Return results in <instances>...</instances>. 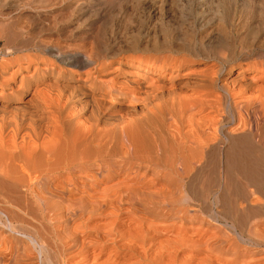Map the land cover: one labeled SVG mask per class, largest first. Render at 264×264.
Masks as SVG:
<instances>
[{
  "label": "bare ground",
  "instance_id": "obj_1",
  "mask_svg": "<svg viewBox=\"0 0 264 264\" xmlns=\"http://www.w3.org/2000/svg\"><path fill=\"white\" fill-rule=\"evenodd\" d=\"M58 1L0 20V264L264 258V61L247 54L264 0H174V26L119 56L103 46L133 0Z\"/></svg>",
  "mask_w": 264,
  "mask_h": 264
},
{
  "label": "rangeland",
  "instance_id": "obj_2",
  "mask_svg": "<svg viewBox=\"0 0 264 264\" xmlns=\"http://www.w3.org/2000/svg\"><path fill=\"white\" fill-rule=\"evenodd\" d=\"M16 0H2V1H0V20L1 19H3L4 20V23L6 22V21H8V23H10L9 21H10V19H12V16H15V15H18L17 13H18V10H21V9H17V8H15L14 7V2H15ZM76 0H59L56 4H54V8H59V7H61V6H64V5H66V2H75ZM80 1V0H79ZM135 1V2H134ZM162 0H133V1H131V3L129 2L128 3V5L126 6V9H127V12H128V16L130 15V19H129V21H128V23H127V25L126 26H124L123 27V25L120 23V22H117L116 24H114V26H113V28H112V31L110 32H108L107 33V37L105 38V39H107V40H105V47L103 46V50H105L106 51V53H110V55H111V53H116L117 54V50H118V48H119V46H120V44H121V41H124V42H126V40L128 39V41L127 42H133V41H135V42H137L136 44L137 45H140L139 47H141L144 43H145V41L146 42H148V40L150 41L151 39H153L154 38V35H156V36H160L159 34H161V31H162V29H160L161 27H160V22H161V20H165L166 22V24H168L166 27L168 28V26H169V23H170V26H169V28L172 26H174L171 22H170V20L172 21V19H174V20H177V18H178V16L180 17V13H179V10L177 11V8H178V6H177V4H175L174 2V0H168V1H166V3L165 2H161ZM173 1V2H172ZM60 2V3H59ZM80 2H83V3H86V4H94L95 3V0H81ZM135 3V4H134ZM161 3V4H160ZM159 4H160V6H159ZM173 7V8H172ZM176 7V8H175ZM195 7H196V9H195ZM237 8V9H236ZM171 9V10H170ZM193 9V10H192ZM176 11V13L174 12V11ZM239 10V7H235V9H234V11H238ZM160 11H161V13H160ZM190 12H189V16H192V15H194V16H192L193 18L199 13V9H198V7H197V5H195V6H193V7H191L190 8V10H189ZM5 12V13H4ZM198 12V13H197ZM165 15H164V14ZM172 13V14H171ZM173 13H174V15L176 16H174L173 15ZM190 13H192L191 15H190ZM197 13V14H196ZM5 14V15H4ZM11 14V15H10ZM161 14H163V17H162V15ZM178 14V15H177ZM160 15H161V17H160ZM171 16V17H170ZM174 16V17H173ZM93 16H91L90 17V14H87V15H85L83 18H82V20H85V18H90V19H94V17L92 18ZM170 17V18H169ZM6 20H5V19ZM9 19V20H8ZM21 19H22V21H21ZM89 19V20H90ZM2 20V21H3ZM24 19H23V17H21V18H19L18 19V21H16V23L15 24H18L19 25V23L21 24V26H23V24H26L24 21H23ZM169 20V21H168ZM86 21V20H85ZM19 22V23H18ZM26 22H29V21H26ZM74 22V21H73ZM87 22V21H86ZM159 22V23H158ZM75 23V22H74ZM29 23H27L26 24V26L28 25ZM64 25H65V23H63ZM156 24H158L159 25V27H158V25H157V27L155 26ZM172 24V25H171ZM25 26V25H24ZM75 26V25H74ZM73 26V27H74ZM85 27H86V25H85ZM155 27V28H154ZM30 28V27H29ZM156 29V30H155ZM158 29H159V31H158ZM196 29H198V27L196 26L195 28H194V30H196ZM28 30V29H27ZM31 31V30H30ZM29 31V32H30ZM79 32H80V30H78ZM154 31V33H152ZM157 31V32H156ZM24 32H26V28H24ZM160 32V33H159ZM163 33V32H162ZM153 34V35H152ZM149 35H152L151 37L149 36ZM158 37H155V39L156 38H158ZM147 39V40H146ZM62 40H64V39H62ZM160 40V39H159ZM158 40V41H159ZM3 42H6V40L5 39H0V49H2V47L3 48H5V47H9L10 46V44L9 43H3ZM134 42V43H135ZM160 42V41H159ZM6 46H5V45ZM142 44V45H141ZM122 45V44H121ZM160 48V49H159ZM156 51H149L148 53H146V54H149V53H151V54H153V53H157V54H160V55H166V53L165 52H167V54H170V55H172V54H174L175 55V53L173 52V51H170V50H166V48L163 46V48H161V47H159ZM165 48V49H164ZM260 51H257V52H255V50H253V51H247V54L248 55H250L251 57L250 58H253V59H257V60H262V61H264V47H260V48H258ZM165 51V52H164ZM138 52V51H137ZM160 52V53H159ZM163 52V53H162ZM170 52V53H169ZM172 52V53H171ZM198 52V51H197ZM263 52V53H262ZM139 53H142V52H138V54ZM258 53V54H257ZM260 53V54H259ZM115 54V55H116ZM120 54H123V51H122V53L120 52ZM119 53L116 55V56H119L120 55ZM253 54V55H252ZM113 55V54H112ZM257 55H260V56H257ZM253 56H257V57H253ZM193 58L195 59V60H197L198 62H206V64L208 65V66H211V64L213 63V61L215 62V60H213V58L212 59H210V57H208V58H203V55H195V56H193ZM239 59H234L233 60V62H236V61H238ZM209 63V64H208ZM214 64V63H213ZM212 64V65H213ZM258 155H260V153L258 154ZM262 155V154H261ZM260 155V156H261ZM209 202H211V199H209ZM208 207L211 209V210H216V211H220L221 212V214H223V215H221L219 218V222L218 223H215V224H219L225 231H227V233H229V232H232L233 233V237H236V232H237V230L236 229H234V228H232V230H230L229 229V227H230V220H229V217H228V215H224V211L226 210L225 208V206H217V205H208ZM213 209H212V208ZM199 208V209H198ZM208 208V209H209ZM195 209H197V210H200V212H203V214H206V215H208V214H210L211 213V211H209V212H205V210H204V207H195ZM201 209H203V210H201ZM220 209V210H219ZM224 210V211H223ZM228 217V218H227ZM221 219H223V220H221ZM226 219H228V220H226ZM226 221V222H225ZM229 222V223H228ZM230 224V225H228V224ZM224 224V225H223ZM226 224V225H225ZM226 229H228V230H226ZM230 230V231H229ZM229 231V232H228ZM232 233H229L231 236H232ZM189 254H187V253ZM183 253H185L184 254V257L186 258V254H187V257L188 256H190V252L189 251H183L182 253H180V255H179V257L177 258V261L179 260V259H181V261H179L180 262V264H182L183 262V264H187L188 263V261L183 257ZM181 256V257H180ZM198 257H199V259H201V258H203V255H198ZM198 257H197V255H196V257L195 258H197V259H195V260H193V264H199V263H201V264H203V262L205 263V264H207L208 262L206 261H204L203 259H201V262H200V260H199V262H198ZM263 257V256H262ZM182 258H183V261H182ZM257 259H253V261H246L247 263H243V264H249V262H251L250 264H264V258H262V259H260L261 257L260 256H258V257H256ZM259 258V259H258ZM261 260H263V261H261ZM178 262V263H179ZM196 262V263H195ZM254 262V263H253ZM226 263H228L227 261H226ZM237 263L238 264H242L241 262H238L237 261ZM237 263H235V264H237ZM208 264H211V263H208Z\"/></svg>",
  "mask_w": 264,
  "mask_h": 264
}]
</instances>
